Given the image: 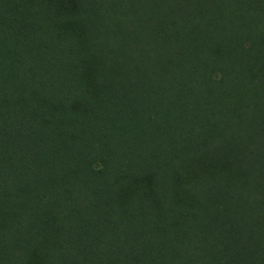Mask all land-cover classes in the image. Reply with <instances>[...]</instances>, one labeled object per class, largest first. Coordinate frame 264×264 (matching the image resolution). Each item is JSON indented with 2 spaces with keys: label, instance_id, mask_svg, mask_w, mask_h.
<instances>
[{
  "label": "trees",
  "instance_id": "obj_1",
  "mask_svg": "<svg viewBox=\"0 0 264 264\" xmlns=\"http://www.w3.org/2000/svg\"><path fill=\"white\" fill-rule=\"evenodd\" d=\"M0 264H264V0H0Z\"/></svg>",
  "mask_w": 264,
  "mask_h": 264
}]
</instances>
